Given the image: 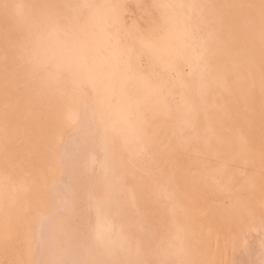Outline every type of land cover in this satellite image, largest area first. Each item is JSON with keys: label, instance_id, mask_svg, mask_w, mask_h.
<instances>
[{"label": "snow or ice", "instance_id": "obj_1", "mask_svg": "<svg viewBox=\"0 0 264 264\" xmlns=\"http://www.w3.org/2000/svg\"><path fill=\"white\" fill-rule=\"evenodd\" d=\"M132 7L0 0V264H264V0Z\"/></svg>", "mask_w": 264, "mask_h": 264}, {"label": "bare ground", "instance_id": "obj_2", "mask_svg": "<svg viewBox=\"0 0 264 264\" xmlns=\"http://www.w3.org/2000/svg\"><path fill=\"white\" fill-rule=\"evenodd\" d=\"M122 2H125L133 6L132 8L129 9V11L135 14V17L138 20L140 26H143L144 19L142 18H147L145 10L137 9L134 6L137 4H141V5L152 4V3L159 2V0H122ZM148 11H152V10H148Z\"/></svg>", "mask_w": 264, "mask_h": 264}]
</instances>
